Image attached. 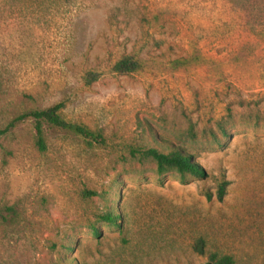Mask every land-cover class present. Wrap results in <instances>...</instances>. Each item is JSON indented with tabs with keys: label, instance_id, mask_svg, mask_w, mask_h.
Returning <instances> with one entry per match:
<instances>
[{
	"label": "rangeland",
	"instance_id": "rangeland-1",
	"mask_svg": "<svg viewBox=\"0 0 264 264\" xmlns=\"http://www.w3.org/2000/svg\"><path fill=\"white\" fill-rule=\"evenodd\" d=\"M125 55L141 69L114 72ZM0 85V129L64 102L106 138L0 133V264H264V0H0ZM149 147L205 176L159 174Z\"/></svg>",
	"mask_w": 264,
	"mask_h": 264
},
{
	"label": "trees",
	"instance_id": "trees-1",
	"mask_svg": "<svg viewBox=\"0 0 264 264\" xmlns=\"http://www.w3.org/2000/svg\"><path fill=\"white\" fill-rule=\"evenodd\" d=\"M142 67L140 60L135 59L131 55L122 56L113 65V71L120 74H131ZM100 76L97 71H89L85 80L87 84H91L96 81ZM2 86L0 85V91H2ZM64 102H58L52 106L46 108H32L22 112L21 114L15 116L5 129H0V133H4L8 127L16 125L18 122L24 121L28 118L33 119L34 127L36 130V143L40 150L47 149L46 137H45V126L49 125L54 129L59 131L69 133L76 137H79L84 141V143L89 147H95L97 145H104L106 143V138L101 130H95L83 123L72 122L64 118L61 111L64 107ZM132 154L142 155L144 157L152 158L157 165V171L159 174L163 175L169 172H178L183 177L187 173L198 175L201 177L205 176V170L195 161L190 154L185 152L182 148L175 147L171 148L169 151H162L156 147L149 148H131ZM228 181L223 180L219 185V198H223L226 194V188ZM94 191H86V195H95ZM15 209L13 206L6 208L0 207V217L3 220L8 221L12 219L15 214ZM102 218L110 223H117L119 218L118 215L107 213L102 216ZM95 233L99 234L98 229L95 228ZM202 252V249L200 250ZM212 260L208 264H234L235 260L231 255L218 256L216 254L212 255Z\"/></svg>",
	"mask_w": 264,
	"mask_h": 264
}]
</instances>
